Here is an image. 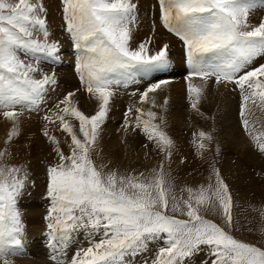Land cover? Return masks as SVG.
I'll return each instance as SVG.
<instances>
[{"label": "snow or ice", "instance_id": "snow-or-ice-1", "mask_svg": "<svg viewBox=\"0 0 264 264\" xmlns=\"http://www.w3.org/2000/svg\"><path fill=\"white\" fill-rule=\"evenodd\" d=\"M160 26L181 43L186 60L187 100L202 117L198 104L209 83L233 85L239 91V127L254 151L264 157V122L255 110L264 112V63L249 70L264 56V18L258 25L248 22L250 12L264 6L261 0H157ZM63 30L72 41L74 70L80 89L97 102L93 115L77 106L76 92H68L53 110L45 111L43 136L51 146L55 163L46 167V245L59 251L81 230L89 236V247L71 264H133L137 255L152 243L162 241L150 264H186L207 248L211 264H264V248L233 235L238 221L233 216V196L219 169L212 165L214 184L188 187L187 199L171 194L170 166L176 148L165 131L168 100L158 103V92L171 79L170 45L155 50L146 38L135 48L133 26L138 24L136 0H61ZM43 0H0V117L12 122L0 150V264H13L9 257L24 252V225L18 208L29 183L27 165H9L7 145L19 135L24 112H39L49 89H54V72L42 63H62L61 47L50 40ZM153 78L124 112L125 133L144 137L143 147L161 156L159 170L152 175L124 174L108 164L96 163L102 126L117 90ZM201 82L197 86L196 80ZM160 109L161 113L153 109ZM78 122V133L76 125ZM53 126L70 138L69 152L49 131ZM205 141L208 143L205 144ZM216 143L214 131L193 133V145L202 156ZM126 143V141H125ZM147 155V153H146ZM185 161L182 159L181 163ZM264 218V208L255 209ZM183 216L186 218H178ZM214 215L219 223L207 218ZM102 238L92 239L97 234ZM264 234V229H262ZM132 257V261L127 260ZM55 259L56 257H52ZM57 264H62L57 260ZM144 264H149L146 259Z\"/></svg>", "mask_w": 264, "mask_h": 264}, {"label": "rangeland", "instance_id": "rangeland-1", "mask_svg": "<svg viewBox=\"0 0 264 264\" xmlns=\"http://www.w3.org/2000/svg\"><path fill=\"white\" fill-rule=\"evenodd\" d=\"M44 1V6L46 7V1L52 3V6L45 7L47 10L46 21L51 33L50 40L57 41L60 47L64 49L66 53H69V60L71 61H66L64 65L61 63L41 64L43 71L55 73L58 84L54 89L48 90L45 103L41 105V111L24 112L20 117L19 135L9 144L10 146H7L10 155L4 158L5 161L9 165L15 166H23L26 164L29 174L28 187L18 202V208L21 212L25 231L24 252L22 255L9 257L13 264H57V260L61 261L62 264H71V260L74 256L89 247V236L84 230L74 233L70 237V240L59 251H54L45 243L47 222L44 218L49 206V200L46 197V167L56 161L54 154L51 153L49 142L43 136L44 122L42 117L45 111L53 110L54 105L59 100L63 99L64 95L68 92H76L78 107L82 106L79 103L97 102L94 101V99L89 100L87 93L77 91L80 89L81 85L74 70V63H72L75 60L72 41L62 27L64 22L62 18L61 0H43V3ZM136 2L139 5L138 24L133 26V39L131 40V44L135 48L146 38L152 37V42L149 46L154 50L164 43L170 45V62L173 63L171 68H173L174 71L160 76V78L171 79L172 82L165 86L164 91L158 92L157 101L158 103H164L167 98L168 108L179 105L186 112L188 100L186 82L184 81L186 72L184 69H186L187 65H185L186 60L182 43L174 35L168 33L160 26L157 0H136ZM261 3H264V0H261ZM257 7L262 13L255 11L250 12L248 22L252 25H258L260 20L264 18L263 6ZM67 62L69 64H67ZM262 63H264V56L255 59L250 65L249 70ZM152 82H156V80L148 78L138 85H132L127 89L121 88L117 90L111 103H124V105H120L118 108L111 111L117 114V117L115 115L111 116L109 112L106 118L110 127H116L112 129L113 134L121 131L123 136H129L128 133H125L123 128L124 112L126 108L133 103L132 100H138V97H133L130 93L137 88L142 91L147 87L148 83ZM195 83L197 86H201V82L198 79ZM215 93L216 95L213 103H236V108L238 110L240 96L238 90H233V85L216 86L214 83L210 82L208 87L204 89L203 94L210 96ZM79 109L83 111L82 108ZM87 113L93 115V112L90 110H88ZM159 113L160 109L158 111V114ZM214 113L215 110L212 109L210 117H212ZM11 127V121L0 117L1 150H4L6 147L5 140ZM76 128L78 133L77 125ZM201 130L208 132L207 127L192 129L190 132L183 130L181 133L175 131L172 126L166 130L170 137L176 140V148L174 150L171 165L169 166L167 162H164L166 179L168 178L167 174L170 173L172 183L171 194L175 195L178 200H183L188 198L189 193L186 190L188 187L198 189L200 186L207 187L209 183L214 184V176L210 179V172L212 165H215L231 188L233 196V216L234 219L238 221L237 227L239 229L238 231H234L233 235L244 242L264 248V234H262V229H264V218L259 215L258 211L254 210V208H264V157L260 156V154L252 149L249 140H244V142L250 145V147H247V149L250 150V158L247 156H237L235 152H231L229 149L224 150L220 145L222 151L219 155H216L215 142L210 145L209 149L205 150L201 156L192 143L193 133H198ZM49 131L51 134L58 137L61 143V149L65 154H68V143L65 141L70 143V138L67 137L66 134L58 132L59 130L51 125L49 126ZM210 131L212 130L209 128V132ZM129 134V138L122 140L123 142L128 141L126 145H122L123 151L129 155L141 152V162H144V165L139 164V160H137L136 164L133 163V165L129 162H116L114 168L124 174H138L144 172L145 175H152L151 169L156 168L159 170L162 160L161 156L143 147L145 140L142 135H137L132 132H129ZM225 134L221 133L219 129L214 135L216 139L218 138L219 141H223L226 139L223 137ZM63 136L64 138L62 139L61 137ZM236 137L237 135H235V138ZM207 143L208 142L205 141V144ZM113 150L117 151L119 149L113 145ZM94 159L99 165L100 163L95 154ZM182 159L185 161L184 163H181ZM149 161H151V164H149ZM176 215L178 218H186L179 216V214ZM207 218L217 223L220 222L219 218L214 215H209ZM100 231L101 234L92 237L94 241L98 242L102 238V230ZM159 246H162V241L150 244L146 252L135 257L133 264H144L146 259L150 264ZM31 247H35L32 253L29 252ZM207 252V248H202L199 254L187 261L186 264H211L212 257H209ZM52 257L56 258L53 259ZM126 259L132 261V257H127Z\"/></svg>", "mask_w": 264, "mask_h": 264}, {"label": "bare ground", "instance_id": "bare-ground-1", "mask_svg": "<svg viewBox=\"0 0 264 264\" xmlns=\"http://www.w3.org/2000/svg\"><path fill=\"white\" fill-rule=\"evenodd\" d=\"M46 3H47V7L52 6V3H50V1H46ZM43 4L45 5V1ZM253 11L262 13V11L260 12L258 7H256ZM60 55L62 59L61 64L64 65L66 61L70 59L69 53L68 52L66 53L64 49L61 48ZM72 63H75V60ZM169 63H170V67H172L173 63L171 62ZM67 64L69 63L67 62ZM215 95L216 93L210 96H206L204 94L202 95L198 107L200 111L204 113L203 117L198 112L192 110L189 103H187L186 112L179 105H175L173 106V108L167 107V111L163 113L166 116V120H167V124L164 126L165 131L167 130V128H170V126H172V128L175 131H178L179 133H181L183 130L190 132L192 129H197V128L202 129L204 127H207L208 132L210 128L212 131H214V134H216L219 129L223 134H225V132L227 131L226 134L223 136L226 138L225 140L219 141L218 138L216 139L219 145L224 150L229 149L231 152H235L237 156L240 157L247 156L248 158H250V150L247 149V147H250V145L244 142V140H248V138L244 135V133L239 127V115H238L239 107L237 110L236 103H213L215 100ZM137 101L138 100H134V101L132 100L133 103H136ZM79 104L82 105L79 108H82V110L86 115H89L87 113L88 110L92 111L93 114L97 110V103H79ZM120 105H124V103H111V108L109 111L111 116L115 115L117 117V114H114L111 111L118 108ZM212 109L215 110V113L212 117H210V113ZM153 110L157 112L159 111V109L156 108H154ZM255 116L259 117L261 121L264 122V112H261L260 110H256ZM72 122L78 126V122L75 121ZM114 128L116 127L115 126L110 127L107 121L102 126L101 138L99 140L97 147V152L100 153V156H96L99 163L108 164L109 168H114L116 162H125V163L129 162L133 165V163L136 164L137 160H139L138 163L144 165V162H141L142 161L141 152H137L135 154L129 155L128 153H125L123 151L122 145H126L128 141H126L125 143V141L123 142L122 140L129 138L130 136L129 132H128L129 136H123L121 131L117 132L116 135L112 133V129ZM235 135H237L236 138ZM61 138L63 139L64 136ZM174 141L176 142V140ZM113 145H115L119 150L117 151L113 150ZM149 164H151V161H149ZM34 250L35 247H31L29 252L32 253Z\"/></svg>", "mask_w": 264, "mask_h": 264}]
</instances>
